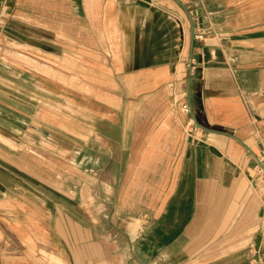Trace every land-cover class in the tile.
Listing matches in <instances>:
<instances>
[{
	"label": "crops",
	"instance_id": "0c3cea01",
	"mask_svg": "<svg viewBox=\"0 0 264 264\" xmlns=\"http://www.w3.org/2000/svg\"><path fill=\"white\" fill-rule=\"evenodd\" d=\"M192 4L10 1L0 48L19 72L6 64L2 74L19 79L9 86L35 87L33 113L50 116V126L60 75L95 92L67 101L110 128L98 136L116 143V170L150 173L139 201L152 206L129 234L104 235L89 215L76 218L43 194L59 192L36 175L0 165L15 177L0 181V264H251L250 254L264 264V0ZM194 24L209 28L203 39H194ZM6 98L0 92L3 117ZM189 118L192 139L182 131ZM2 123L0 161L28 176Z\"/></svg>",
	"mask_w": 264,
	"mask_h": 264
},
{
	"label": "rangeland",
	"instance_id": "374dc122",
	"mask_svg": "<svg viewBox=\"0 0 264 264\" xmlns=\"http://www.w3.org/2000/svg\"><path fill=\"white\" fill-rule=\"evenodd\" d=\"M171 1L150 0V3L158 5L159 2L170 3ZM180 1L190 4V11L194 9L192 4L194 0ZM204 2L209 4V0ZM0 40L3 42L2 36ZM6 56L7 54L0 48V78L4 80L2 82L0 79V83L4 85V87L0 86V92L7 97L6 100L11 99L9 102L11 105L8 104L11 108L4 111V117L0 116V121L4 122L2 133L10 137L13 150L18 149L12 153L16 164L21 163L28 169L27 174L36 175L45 185L58 191L59 194L54 191L48 192L45 187L42 189L43 194L57 199L70 209H75L76 218L82 214L86 217L89 215L97 222L96 228L104 235L115 234V228L129 234L132 227L143 223L144 211L152 206L139 201L140 195L147 191V188L139 187L140 180L146 181L150 173L116 170L115 167L118 166L115 163L120 158L116 154V143L114 140L110 141L98 136V132L110 131V128L96 122L93 114L86 112L79 105L72 106L67 101L70 98V100H76L75 104L82 103L81 98L95 96V92L82 87L81 82L77 80L75 87H68L67 77L60 75L59 87H57L58 107H53L58 111V122L50 126L48 124L50 116L46 117L43 114V118H36L33 113L34 103L29 100V97L33 99L31 92H34L35 87L9 86L10 81L18 82L19 77L17 74L3 75L2 73L7 71L4 65H10L12 69L9 71L12 73H18L19 69L18 63L6 62ZM21 77L25 79L24 76ZM26 79L28 84L33 83L30 77ZM47 81L43 77L42 83L45 84ZM37 92L39 96L42 95V104L50 106L52 99L50 94L44 91L41 93L39 90ZM42 109L45 111V106ZM55 118L53 116V120ZM189 129L186 122L182 131L190 137L189 139H192L194 132L189 133ZM126 161L127 158L124 157V162ZM5 162L1 160L0 165L10 169L16 177L31 180L29 174L25 176L21 172L12 170ZM7 175L10 176L8 172H2L0 169V181ZM10 178L15 179L13 176ZM125 184L128 186L123 187ZM155 192L156 196L159 195L157 191ZM67 198H73V204L67 203ZM118 201L119 204H116ZM119 237L117 235L115 238L117 242L122 238V243H126L125 236ZM111 238L114 239L113 236ZM254 257L258 259V254L249 255L251 264H257Z\"/></svg>",
	"mask_w": 264,
	"mask_h": 264
},
{
	"label": "built area",
	"instance_id": "2783aa9c",
	"mask_svg": "<svg viewBox=\"0 0 264 264\" xmlns=\"http://www.w3.org/2000/svg\"><path fill=\"white\" fill-rule=\"evenodd\" d=\"M11 0H0V34L2 32V26L5 22V19L8 14L9 4ZM209 28L203 27L201 24H194L193 25V37L195 40H201L203 37L208 33ZM181 111L188 114L190 112V107L187 103H183L181 106ZM187 127H189V133L195 130V123L194 120L188 119ZM259 165L264 167V157L260 158ZM260 166V171L263 172L264 170Z\"/></svg>",
	"mask_w": 264,
	"mask_h": 264
},
{
	"label": "water",
	"instance_id": "95a60500",
	"mask_svg": "<svg viewBox=\"0 0 264 264\" xmlns=\"http://www.w3.org/2000/svg\"><path fill=\"white\" fill-rule=\"evenodd\" d=\"M259 162V161H258ZM261 166V165H260ZM261 168L264 170V167L263 166H261Z\"/></svg>",
	"mask_w": 264,
	"mask_h": 264
}]
</instances>
